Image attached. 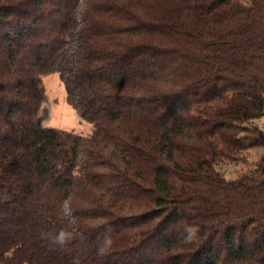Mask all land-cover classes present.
<instances>
[{
	"label": "trees",
	"instance_id": "obj_1",
	"mask_svg": "<svg viewBox=\"0 0 264 264\" xmlns=\"http://www.w3.org/2000/svg\"><path fill=\"white\" fill-rule=\"evenodd\" d=\"M263 115L264 0H0V264H264Z\"/></svg>",
	"mask_w": 264,
	"mask_h": 264
},
{
	"label": "rangeland",
	"instance_id": "obj_2",
	"mask_svg": "<svg viewBox=\"0 0 264 264\" xmlns=\"http://www.w3.org/2000/svg\"><path fill=\"white\" fill-rule=\"evenodd\" d=\"M42 81L46 90V98L38 111L40 121L45 125L90 135L93 125L85 121L79 111L67 102L65 88L59 73H47L42 76ZM249 124V133L256 136L259 142L245 150L244 157L239 162L221 164L219 169L229 177L235 176L243 169L251 168L255 163L264 159V115Z\"/></svg>",
	"mask_w": 264,
	"mask_h": 264
}]
</instances>
